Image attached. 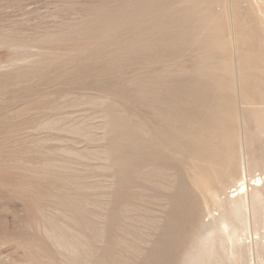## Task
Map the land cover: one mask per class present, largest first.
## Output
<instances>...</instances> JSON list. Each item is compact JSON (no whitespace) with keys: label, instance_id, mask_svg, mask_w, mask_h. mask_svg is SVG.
Masks as SVG:
<instances>
[{"label":"rangeland","instance_id":"1","mask_svg":"<svg viewBox=\"0 0 264 264\" xmlns=\"http://www.w3.org/2000/svg\"><path fill=\"white\" fill-rule=\"evenodd\" d=\"M0 264H264V0H0Z\"/></svg>","mask_w":264,"mask_h":264},{"label":"bare ground","instance_id":"2","mask_svg":"<svg viewBox=\"0 0 264 264\" xmlns=\"http://www.w3.org/2000/svg\"><path fill=\"white\" fill-rule=\"evenodd\" d=\"M232 17V16H231ZM94 20V19H93ZM90 28V27H89ZM154 28V27H153ZM128 38V37H127ZM126 39V38H125ZM144 40L146 41V39L144 38ZM126 41V40H125ZM130 41V40H129ZM126 44L127 43H125V45H123V46H125L126 47ZM132 44V43H131ZM138 44V43H137ZM234 44V43H233ZM129 45V44H128ZM136 45V44H135ZM135 45H129V47L130 46H135ZM122 47V46H121ZM128 47V46H127ZM128 47V48H129ZM133 48V47H132ZM130 49H131V47H130ZM127 50H129V49H127ZM133 51V50H132ZM134 51H135V48H134ZM137 51V50H136ZM127 52L128 51H124V53L123 54H127ZM80 53V52H79ZM129 53H131V51H129ZM127 54V56H129L130 54ZM135 53V52H134ZM135 55V54H134ZM62 65V64H61ZM85 65V64H84ZM96 66V65H95ZM95 69V68H94ZM148 70V69H147ZM139 72V71H138ZM78 75V74H77ZM148 76V75H147ZM170 76V75H169ZM169 78V77H168ZM147 79H149V78H147ZM149 81V80H148ZM157 84H159V83H157ZM143 86V85H142ZM156 87V86H155ZM130 91V90H129ZM140 93L142 92V90L141 91H139ZM155 94V93H154ZM130 96V95H129ZM137 102H139V103H141L139 100L137 101ZM151 103V102H150ZM135 115V114H134ZM139 121H141V120H139ZM146 123V122H145ZM142 125H143V123H141ZM145 127H146V125H144ZM148 126V125H147ZM148 133H149V131H148ZM153 133V132H152ZM151 133V134H152ZM150 134V133H149ZM155 134V133H154ZM157 135V134H156ZM159 135V134H158ZM155 137V136H154ZM157 137H159V136H157ZM161 137V136H160ZM159 137V138H160ZM153 138V137H152ZM158 138V139H159ZM167 138V137H166ZM149 139H151V137H149ZM154 139H156L157 140V138L155 137ZM161 139V138H160ZM163 139H165V138H163ZM169 139V138H168ZM145 140V139H144ZM152 140V139H151ZM155 140V141H156ZM146 141H147V138H146ZM154 142V141H153ZM152 142V143H153ZM156 142H158V143H160L159 141H156ZM149 143V142H148ZM151 143V142H150ZM151 143V144H152ZM162 143V142H161ZM164 144V143H163ZM165 145V144H164ZM169 145H170V143H169ZM147 146V145H146ZM166 146V145H165ZM145 147V146H144ZM151 147V146H150ZM164 147V146H163ZM146 148V147H145ZM152 148V147H151ZM150 148V149H151ZM149 175H152V173H151V171H150V173H149ZM258 178V177H257ZM252 185H254L255 187H260L261 185H262V180L261 179H256V180H254V182H253V184ZM235 189V188H234ZM247 191H248V186H247V181H246V179L245 178H243L240 182H239V184L237 185V188L235 189V190H233L232 191V194H233V196H232V198H235V197H238V196H243V195H247ZM246 203V202H245ZM95 208V207H94ZM96 210V209H95ZM100 212V211H99Z\"/></svg>","mask_w":264,"mask_h":264}]
</instances>
